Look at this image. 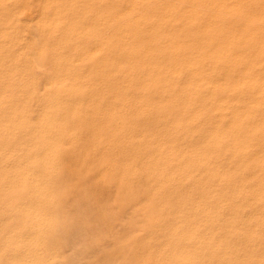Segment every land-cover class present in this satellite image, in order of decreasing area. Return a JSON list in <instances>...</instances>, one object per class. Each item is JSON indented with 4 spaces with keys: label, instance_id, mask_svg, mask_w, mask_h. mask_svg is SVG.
Returning a JSON list of instances; mask_svg holds the SVG:
<instances>
[{
    "label": "bare ground",
    "instance_id": "6f19581e",
    "mask_svg": "<svg viewBox=\"0 0 264 264\" xmlns=\"http://www.w3.org/2000/svg\"><path fill=\"white\" fill-rule=\"evenodd\" d=\"M31 1L0 0V226L11 225L2 232V264H53L58 236L75 234L73 219L63 228L68 203L57 173L65 156L77 155V115L94 99L96 113L111 115L109 135L94 152L109 154L99 161L100 176L115 166L109 177L120 196L133 190L135 171L143 175L135 205L148 214L138 211L145 229L132 248L160 237L153 251L148 246L155 264H218L256 243L263 259L264 0ZM39 57L49 67L43 78L34 72ZM107 200H98L103 210ZM169 202L172 212L164 210Z\"/></svg>",
    "mask_w": 264,
    "mask_h": 264
},
{
    "label": "rangeland",
    "instance_id": "374dc122",
    "mask_svg": "<svg viewBox=\"0 0 264 264\" xmlns=\"http://www.w3.org/2000/svg\"><path fill=\"white\" fill-rule=\"evenodd\" d=\"M30 1V0H29ZM36 1V0H35ZM32 5H34V1L32 0L31 2H30ZM24 16L22 15V18H23ZM45 57V56H44ZM42 59V61H41V59ZM46 58V57H45ZM45 58H43V57H39V58H37L38 60H36L35 61V69H34V72H35V74L39 77V78H43L44 76H45V74H47V72L49 73V69H47V68H49V67H47L44 63H46L45 61H46V59ZM45 59V60H44ZM40 60V61H39ZM44 61V63H43V65H41L42 63L41 62H43ZM37 63V64H36ZM40 64V65H39ZM38 66V67H37ZM43 66V67H42ZM38 68V69H37ZM40 68L41 69H43V71L42 70H40ZM45 68V69H44ZM41 72H40V71ZM46 70H47V72H46ZM45 71V72H44ZM43 75H42V74ZM41 75V76H40ZM98 105V100L97 99H94V101L90 104V108H91V110H87L88 112V114L87 113H85V112H83V111H85V110H83V111H81V114H78L77 116H78V119H79V121H80V127L77 129V131L75 132V135H76V142H77V149H76V147H74V151H73V155L74 154H77V155H75V156H73V158H71V156H65L64 158H63V160H62V166L61 167H59V169H58V173H57V175H58V180H60V182H59V188H61V190H60V192L61 191H64L63 192V196L62 197H64V203L65 202H67L66 204H67V208H66V210H64L63 211V209L61 210V208L59 209V210H61V212L62 213H64V214H61V212L60 211H58L57 212V214H61V215H67V216H69V217H67V216H65V220L64 221H66V222H63V228L64 229H67L69 226H70V224H71V226H70V228H68V229H71L72 227H73V232L75 231V234L73 233V234H70L69 236L68 235H65V236H63L62 234L61 235H59L58 237L61 239V240H58V242H57V244L61 247H59V249H58V254H57V257H56V259H55V261L54 262H52L53 264H103V263H108L110 260H111V258H112V262H113V260H117V263H120V264H125V262H126V264H131V263H137V264H147L148 262L150 263L151 261H152V264L154 263L155 264V262H154V260H152V258L154 259L155 257H154V255L153 254H151V255H147V252H148V246L150 247V249L153 251L156 247H157V245H158V243H160L161 242V238L159 237V238H156V240H152L151 241V243H149V244H147L146 246H145V248L144 249H142V250H136L135 248H132V247H134L133 246V240L136 238V236H135V234H138V236L139 235H141L142 233H140V232H143L144 231V229L145 228H143V223H142V221H141V217L139 218L138 217V214H140L139 212H141L142 214L144 213V215H142V216H145V214H148V212L146 213L145 212V210H144V208H142V211L140 210L141 209V207H139V206H136L135 204H136V202L138 201V196L140 197L141 195H142V192L140 191L139 192V190H137L138 188H140L141 187V185L143 184V175L142 174H140V172L139 171H135V173L133 174V178H132V182H133V187L135 188H132L133 190H130V191H134V193H132V192H130L129 191V193H130V195H129V193L128 194H123V195H120L121 196V198H120V196H119V194L120 193H118V192H116V188H115V190L113 191V188H114V186H115V183L112 181V179H111V177L113 176V174H115L114 172L116 171L115 170V166H113V169H111V171L109 170V171H107V173H106V175L105 176H100V170H99V161H100V164L102 163V161L103 162H105V160L107 161V157H109V154L108 155H104V156H102V157H100V158H97V156L95 155V151H96V148H97V146L98 145H100V144H103L104 143V141H106V139H107V136L109 135V130H110V128H111V119H110V114L108 113V112H100V113H96L95 111H94V109H92V108H95L96 106ZM83 112V113H82ZM103 114V115H102ZM97 116H98V118H97ZM105 116H106V118H105ZM109 116V117H108ZM102 118V119H101ZM108 119H110V120H108ZM84 123H83V122ZM106 121V122H105ZM134 121V120H133ZM82 124V125H81ZM83 124H84V126H83ZM90 125V126H89ZM87 126L90 128H87ZM84 127V128H83ZM88 129V130H86V128ZM105 128H106V131H105ZM84 129V130H83ZM86 130V131H85ZM85 131V132H84ZM83 134V135H82ZM105 137H104V136ZM80 136V137H79ZM84 136V137H83ZM96 136H97V138H96ZM104 138V139H103ZM81 139L82 140H84V142L83 141H81ZM103 139V140H102ZM79 140H80V142H79ZM82 142L84 143V144H82ZM80 143V144H79ZM97 143V144H96ZM79 144V145H78ZM79 146H80V148H79ZM86 146H88V147H86ZM90 147H91V152H90ZM95 149V150H94ZM78 150V151H77ZM82 151V152H81ZM76 152V153H75ZM80 152V153H79ZM90 152V153H89ZM89 153V154H88ZM87 154L89 155L88 156V159H87ZM76 157V158H75ZM105 157V159H103ZM69 159V160H68ZM72 159V160H71ZM101 159V160H100ZM103 159V160H102ZM77 160H79V161H77ZM86 160V161H85ZM90 160V161H89ZM81 161H83V162H81ZM84 162H85V164H84ZM92 162V163H91ZM97 162H98V164H97ZM67 163V164H66ZM95 164V165H94ZM94 167H93V166ZM92 166V167H91ZM98 166V167H97ZM64 167H66V169L64 168ZM68 167V168H67ZM75 167H79L78 169L76 168H73ZM97 167V168H96ZM62 168V170L60 171V169ZM70 168V169H69ZM72 168V169H71ZM93 168V169H92ZM96 168V169H95ZM67 169H69L68 171H67ZM74 170H77L76 172H77V174L79 173V176L75 173V171L73 172ZM96 170V171H95ZM70 171V172H69ZM72 171V172H71ZM90 171V172H89ZM94 171V172H93ZM67 172L69 173V175L67 174ZM87 172L89 173V174H87ZM139 172V173H138ZM61 173V174H60ZM72 173V174H71ZM136 173H138V175L139 176H137V174ZM75 174H76V177H78V178H76V177H74L75 176ZM82 175V176H81ZM89 175V176H88ZM108 175V176H107ZM140 175H141V178H140ZM106 176H107V178H106ZM109 176H111V177H109ZM67 177V178H66ZM68 177H69V179H68ZM59 178H61V179H59ZM63 178V179H62ZM74 178V179H73ZM94 178V179H93ZM109 178V179H108ZM88 179L90 180V183L92 184V186H90L91 184H89V182L87 183V181H88ZM107 181H106V180ZM66 180V183H64V181ZM74 180L75 181H77V182H75V184H73L74 183ZM86 180V181H85ZM91 180H93V181H91ZM109 180V181H108ZM63 181V182H62ZM67 181H69V182H67ZM70 181H72L71 183H70ZM84 181V182H83ZM98 181V182H97ZM94 182V183H93ZM60 183H64L63 185L66 187H64V186H62V184H60ZM68 183H70L69 184V186H71L70 187V189H67V186H66V184L68 185ZM79 183V184H78ZM82 183H85V186L82 184ZM87 183V184H86ZM98 183L100 184V185H98ZM110 183V184H109ZM83 186H82V185ZM89 184V185H88ZM102 184V185H101ZM106 184H108V185H106ZM88 185V186H87ZM94 185V186H93ZM104 185H105V187H104ZM69 186H68V188H69ZM78 186V187H77ZM86 186H87V188H86ZM91 187V189L90 188H88V187ZM96 186V187H95ZM107 186H109V187H107ZM113 186V188H111ZM137 186V187H136ZM62 187H64L63 189H62ZM82 187V188H81ZM83 187H84V189H83ZM95 187V188H94ZM93 188V189H92ZM98 188V189H97ZM108 190V191H106V189ZM111 188V189H110ZM79 189L81 190V189H83V191H87V189H88V191H90V192H93L94 190L95 191H97V192H95V193H93V194H95L94 195V199H95V197H96V199H95V204H94V201L92 202L91 200H93L92 199V197L90 196L91 194H90V192H84L83 193V191L81 192V191H79ZM97 189V190H96ZM105 189V191H103ZM93 190V191H92ZM137 190V191H136ZM66 191H68L67 193H66ZM72 192V193H70V192ZM75 191V192H74ZM111 191V192H110ZM106 193L105 195H104V193ZM115 192V193H114ZM79 193H81V195H82V197H81V195L79 194ZM89 193L90 195H88V198H87V194ZM96 193H98V194H96ZM108 193H111V194H108ZM114 193V196L112 195ZM60 194V193H59ZM68 194V195H67ZM75 194H77V195H75ZM84 194H85V197H83L84 196ZM92 194V195H93ZM133 194H135V197H133L134 195ZM140 194V195H139ZM110 195V196H109ZM66 196H67V199H69V200H67L66 199ZM77 196H79L78 198H76ZM89 196H90V198H89ZM98 196V197H97ZM102 196V197H101ZM109 196V197H108ZM112 196V197H111ZM118 196V197H117ZM132 197L131 199L133 200L134 198V201H132L130 198H126V197ZM69 197V198H68ZM72 197V199H70ZM73 197L74 198H76V199H73ZM117 198V199H115V198ZM124 197L126 198V199H124ZM82 198V199H81ZM84 198H87L86 200H83ZM99 198V199H98ZM101 198H102V200L103 199H105V202H106V200L108 201V203H106V204H109V206L107 205V206H105L104 207V210H103V206H104V203H102V202H99V201H102L101 200ZM78 199V200H77ZM81 200V202H80V200ZM99 201H98V200ZM111 199H113V200H111ZM124 199V200H123ZM137 199V200H136ZM71 200V201H70ZM83 200V201H82ZM117 200V201H116ZM127 200V201H126ZM69 201V202H68ZM73 201H75V202H73ZM76 201H77V204H75L76 205V207H75V205H74V203H76ZM88 202V203H85L87 206H85L84 205V203L83 202ZM91 201V202H90ZM116 201V202H115ZM128 201H130V202H128ZM61 202V203H60ZM59 203L60 204H62V201H60ZM98 202V203H97ZM125 202H127V204L125 203ZM132 202V203H131ZM71 203V204H70ZM73 203V204H72ZM103 204V206H102V208L100 207L102 204ZM111 203V204H110ZM131 203V204H130ZM90 204H92L91 206H90ZM105 204V205H106ZM124 204V205H123ZM173 205L171 202H169V204H167L166 206H165V208H164V210H168V211H173L174 210V208H173V206H171V205ZM70 205H71V207L72 206H74V207H70ZM89 205V206H88ZM95 205L97 206L95 209H97V211L94 209V207H95ZM133 208V206L132 205H134V207L135 208H131L130 206ZM82 206V207H81ZM83 206H84V208H83ZM110 206H114V209H115V207L117 206V208L114 210V209H112V210H114V212L111 210V212H112V214H111V217L110 218H108L107 219V216L108 215H105V217L106 218H104V211H105V209L108 207L109 209H110ZM127 206V207H126ZM128 207H130L131 209H129V211L130 212H127L128 211ZM72 209V210H70V212L71 211H73L72 213H69V210H68V212H66L65 213V211H67V209ZM89 208V209H88ZM94 210V212L91 210ZM98 208H99V210H100V208H101V210H100V212H99V210H98ZM120 208V209H119ZM124 208V209H123ZM138 208V209H137ZM118 209H119V211H118ZM127 209V210H126ZM87 210V211H86ZM103 210V213L101 212ZM121 210H123V211H121ZM144 210V211H143ZM86 211V212H85ZM110 211V210H109ZM121 211V212H120ZM124 211H125V213H124ZM139 211V212H138ZM146 211H148V210H146ZM115 212H117V213H115ZM88 213L90 214L91 213V217L94 219H92V218H90V216H88ZM95 213H96V216H95ZM97 213L98 214H100V216L99 215H97ZM114 213L115 214H117L115 217H114ZM134 213V214H133ZM58 215L59 217H61V215ZM71 214V215H70ZM72 214H74V215H72ZM77 214H79L80 216H78ZM86 214V215H85ZM119 214V215H118ZM124 214H126V215H124ZM129 214V215H128ZM135 214H137L136 216H135ZM102 215V216H101ZM124 218H122L121 216ZM73 218H72V217ZM112 216H113V219H111L112 218ZM125 216H127V217H125ZM131 216H134L133 218L131 217ZM97 217V218H96ZM100 219H99V218ZM102 217L104 218V221H102L103 219H102ZM109 217V216H108ZM117 217V218H116ZM118 217H120L121 218V220L118 218ZM135 217H137V218H135ZM67 218V219H66ZM69 218H70V220H69ZM75 218L77 219L78 218V221H76L75 220ZM84 218V219H83ZM85 218H86V220H85ZM90 218V219H89ZM116 218V219H115ZM63 219V218H62ZM73 219V220H72ZM81 221H80V220ZM92 219V221H90ZM96 219H98V222H96ZM102 219V220H101ZM105 219L106 220H108L109 222V225L110 224H113V222L112 221H116V223H117V225H115V222H114V228H108V230L110 231H108V230H104L106 227H108L109 225H108V223L106 222L105 223ZM135 221H134V220ZM139 219V220H138ZM72 220V222L71 223H69V225H68V221L70 222ZM75 220V221H74ZM102 222H101V221ZM111 220V221H110ZM120 221L119 222V224H118V221ZM123 220H125V221H123ZM96 222V226H94V224H95V222ZM133 221H134V223H133ZM74 222V223H73ZM77 223V225H76V223ZM82 222H83V224H82ZM90 222H92V223H90ZM78 223H80V224H78ZM94 223V224H93ZM98 223V224H97ZM100 223H102V224H104V228L103 227H101V225H100ZM122 223H124L125 225H123ZM127 223V224H126ZM67 225V228L65 227L66 225ZM74 224V225H73ZM85 224H87L86 226H85ZM90 224V225H89ZM92 224H93V226H92ZM122 224V226H119V225H121ZM131 224V225H130ZM143 224V225H142ZM8 226V228L11 226L10 224H7ZM79 225V226H78ZM80 225H81V227H80ZM98 225H100V227H98ZM108 225V226H107ZM137 225V226H136ZM142 225V226H141ZM6 225H4V226H0V234L3 232L4 233V231L7 229V227H5ZM61 226H62V224H61ZM86 228H85V227ZM88 226H91V227H88ZM119 227V228H121V230L119 229V228H117V227ZM129 226V227H128ZM142 228H141V227ZM1 227H2V229H1ZM79 227L80 228H82V229H79ZM92 227L94 228V230L92 229ZM125 227V228H124ZM144 227H145V225H144ZM78 229V230H74V229ZM88 228H90V229H88ZM102 228V229H101ZM135 228V229H134ZM139 230H138V229ZM5 229V230H4ZM101 229V230H100ZM107 229V228H106ZM112 229V230H111ZM113 229H114V231H113ZM122 229H124V231L123 232H121L122 231ZM137 229V230H136ZM80 230H82V231H80ZM88 230V231H87ZM95 230H96V234H93V233H95ZM103 230H104V232H103ZM115 230H118V231H115ZM80 231V232H79ZM93 231V232H92ZM105 231H107V233L105 232ZM130 231V233L128 234V232ZM133 231V232H132ZM87 232H89V233H86ZM98 232L102 235V236H100V234H98ZM114 232V233H113ZM116 232H118V233H116ZM132 232V233H131ZM3 233H2V235H1V237H0V240H1V242H0V246H1V244H2V239H4V237H3ZM84 233V234H83ZM90 233H92L93 235H95V236H93L92 234L90 235ZM110 233H111V235H110ZM121 233V234H120ZM123 233H125V234H123ZM78 234V235H77ZM114 234V236L112 237V235ZM123 234V235H122ZM72 235V239L70 238V236ZM80 235V236H79ZM86 235H88V237H89V239H93L92 241H89V239H88V237L86 236ZM99 235V236H98ZM106 235V237H104ZM61 236L64 238H61ZM73 236H79L78 238H74ZM83 236V237H82ZM92 236V237H91ZM108 236H109V238H108ZM123 236V238H121ZM128 236V237H127ZM135 236V237H134ZM68 237V238H67ZM81 237V238H80ZM85 237V238H84ZM117 237V238H116ZM68 239V240H66V239ZM70 238V239H69ZM86 240V242L84 241V239ZM87 238V239H86ZM98 238V239H97ZM100 238V239H99ZM103 239V241H102V239ZM113 238H115V239H113ZM120 238H121V240H120ZM127 238L129 239V240H127ZM81 239V240H80ZM83 239V240H82ZM96 239H97V241L98 242H95L96 241ZM110 240V241H108V240ZM120 241H122V242H120ZM127 240V241H125V240ZM132 239V240H131ZM63 240V241H62ZM100 240H101V242H100ZM107 242H109V243H107ZM112 240V241H111ZM114 240H115V243H113L114 242ZM124 240V241H123ZM64 241L66 242V243H64ZM70 241H73L72 243H74V244H71L70 243ZM76 241V242H75ZM79 241V242H78ZM80 241H82L81 243H80ZM118 241V242H117ZM129 241V242H128ZM86 244H85V243ZM93 242V243H92ZM120 242V244L118 245L117 243H119ZM124 242V243H123ZM127 242V243H126ZM62 243H63V245H64V247H63V245H62ZM87 243H90L89 245H87ZM100 243V244H99ZM102 243H104V245L102 246ZM107 243V244H106ZM123 243V244H122ZM261 244H264V241L263 242H260ZM61 244V245H60ZM68 244V245H67ZM78 244V246H76ZM95 244V245H94ZM98 244V247L100 246L101 247V249L102 250H99L100 249V247L98 248L96 245ZM106 244V245H105ZM112 244V245H111ZM116 244V245H115ZM71 245H72V247H71ZM75 245V246H74ZM114 245V246H113ZM82 246V247H81ZM86 248V250L84 249V247ZM87 246H89V247H87ZM93 246V248H95V247H97V248H95V249H98V250H95V249H93V248H91ZM106 247V248H103V247ZM108 246H110V248L111 247H113V248H111V250H110V248L108 247ZM118 246V247H117ZM251 246H253V248L251 249L252 250V252L251 253H247V254H245L244 252H243V248H242V246L241 247H239L238 248V250L237 251H235V252H228V254H229V256H228V254L226 255V256H224V261H223V259H221V262H218V264H231V261L233 262L232 264H234L235 262V264H243V262L241 261V258H243L244 260L246 259V263L244 262V264H264V255H262V257H263V259H261V256H260V254H262L261 253V249L259 248V251H257L258 250V247L256 246V243H253ZM62 247H63V251L62 250H60V249H62ZM116 247H117V249H116ZM256 247H257V249H256ZM87 248H89V250L87 249ZM121 248V249H120ZM129 248V249H128ZM132 249V251H131V249ZM71 249V250H70ZM78 249V250H77ZM80 249V250H79ZM93 250V251H91V250ZM105 249V250H104ZM113 249L115 250V251H113ZM82 250H84L83 252L84 253H82ZM109 250V251H108ZM117 250V251H116ZM127 250H128V252H127ZM62 251V252H61ZM76 251H77V253H76ZM90 251L92 252V253H90ZM97 251V252H96ZM101 253H100V252ZM110 251L112 252V253H110ZM131 251V252H130ZM62 254H61V253ZM64 252V253H63ZM87 252V253H86ZM100 253V255H99V253ZM119 252V253H118ZM133 252V253H132ZM240 252H242V253H240ZM247 252H249V250L247 251ZM107 253V254H106ZM128 253V254H127ZM239 253V254H238ZM68 254V255H67ZM78 254H80V255H82V254H84V255H82V257L80 258V255H78ZM86 254H89L88 255V258H86L87 257V255ZM96 254V255H95ZM103 254V255H102ZM129 254H130V256H129ZM237 254V255H236ZM250 254V255H249ZM257 254V255H256ZM60 255H61V257H60ZM77 255V256H76ZM99 255V256H98ZM105 255V257H103ZM112 255V256H111ZM115 255H117V257H119V258H117ZM120 255H124V256H126L127 255V259H126V257H121L120 258ZM239 255V256H238ZM244 255V256H243ZM246 255V256H245ZM84 256V257H83ZM96 256V257H95ZM102 257V259L101 258H99V257ZM111 256V257H110ZM133 256V257H132ZM135 256V257H134ZM251 256V257H250ZM254 256H256V257H254ZM0 261H2L0 264H2L4 261L2 260V256H1V254H0ZM75 257V258H74ZM93 257H94V259H96V260H91V259H93ZM98 257V258H97ZM152 257V258H151ZM245 257V258H244ZM78 258H79V260H78ZM103 258H105V259H103ZM107 258H109V259H107ZM115 258V259H114ZM125 258V259H124ZM248 258V259H247ZM251 258H253V260H254V262L252 261V259ZM255 258V259H254ZM82 259V260H81ZM90 259V260H89ZM100 259H101V261H100ZM121 259V260H120ZM129 259V260H128ZM133 259V260H132ZM150 259V260H149ZM235 259H237V260H235ZM242 259V260H243ZM87 262H85V261ZM88 260V261H87ZM98 260H99V262H98ZM106 261V262H103V261ZM135 260V261H134ZM138 262H137V261ZM144 260L146 261V262H144ZM227 260V261H226ZM229 260V261H228ZM239 260V261H238ZM250 260V262H248V261ZM64 261H66V262H64ZM79 261H81V262H79ZM84 261V262H83ZM90 261H92V262H90ZM97 261V262H96ZM119 261V262H118ZM130 261H132V262H130ZM134 261V262H133ZM88 262H90V263H88ZM103 262V263H102ZM129 262V263H128ZM209 262H213V264H215L216 263V261L215 260H209ZM224 262V263H223ZM239 262H242V263H239ZM148 263V264H149ZM151 264V263H150Z\"/></svg>",
    "mask_w": 264,
    "mask_h": 264
}]
</instances>
